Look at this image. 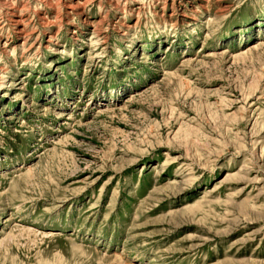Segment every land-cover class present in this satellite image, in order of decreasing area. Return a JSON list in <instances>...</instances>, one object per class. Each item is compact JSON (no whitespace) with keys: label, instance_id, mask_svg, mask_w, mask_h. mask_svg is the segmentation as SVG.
<instances>
[{"label":"rangeland","instance_id":"obj_1","mask_svg":"<svg viewBox=\"0 0 264 264\" xmlns=\"http://www.w3.org/2000/svg\"><path fill=\"white\" fill-rule=\"evenodd\" d=\"M0 264H264V0H0Z\"/></svg>","mask_w":264,"mask_h":264}]
</instances>
